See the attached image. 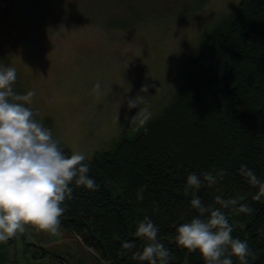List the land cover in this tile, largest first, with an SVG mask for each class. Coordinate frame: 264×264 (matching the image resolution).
<instances>
[{"label": "trees", "instance_id": "16d2710c", "mask_svg": "<svg viewBox=\"0 0 264 264\" xmlns=\"http://www.w3.org/2000/svg\"><path fill=\"white\" fill-rule=\"evenodd\" d=\"M58 147L66 157L72 155L66 146ZM86 163L87 176L98 187L91 190L73 179L59 227L78 237L101 264H149L133 258L147 243L136 235L146 217L169 250L167 264H206L198 250L176 240L179 226L208 215L200 217L192 207L193 191L204 207L225 213L231 236L250 249L247 264H264V196L254 200L259 186L240 172L246 166L264 183V0H240L183 70L168 102ZM205 173L216 183L209 185ZM190 174L200 177L199 189H189ZM141 188L143 199H138ZM217 196L238 203L224 208ZM244 204L251 214L239 212ZM125 243L134 247L125 249ZM28 246L34 260L64 264L54 252ZM225 247L221 260L242 264ZM0 264H16L1 246Z\"/></svg>", "mask_w": 264, "mask_h": 264}, {"label": "rangeland", "instance_id": "374dc122", "mask_svg": "<svg viewBox=\"0 0 264 264\" xmlns=\"http://www.w3.org/2000/svg\"><path fill=\"white\" fill-rule=\"evenodd\" d=\"M239 1L0 0V64L16 69L17 94L35 92L25 105L34 119L86 163L168 102L183 70ZM137 96L145 98L130 109L127 101ZM28 244L64 264H101L61 227L56 235L26 227L0 246L16 264H60L34 260Z\"/></svg>", "mask_w": 264, "mask_h": 264}, {"label": "clouds", "instance_id": "9594fccd", "mask_svg": "<svg viewBox=\"0 0 264 264\" xmlns=\"http://www.w3.org/2000/svg\"><path fill=\"white\" fill-rule=\"evenodd\" d=\"M17 79L14 67L0 64V243L8 241L26 227L52 235L58 234L60 217L65 209L61 207L66 198H70V183L75 178L78 185L95 190L98 185L87 176L89 166L84 163V154L74 153L66 157L52 138L51 130L34 119L35 113L26 104L31 103L34 91L19 95L12 85ZM150 85L141 87V93H147ZM96 84L94 91H99ZM145 96H137L127 101L128 107L136 108V101ZM240 172L249 184L259 186V192L253 197L259 201L264 196V183L246 166ZM225 173L217 175L221 178ZM203 179L212 185L216 177L205 173ZM189 189H199L201 179L195 174L187 178ZM189 189H186L188 191ZM143 191L138 190V199H143ZM243 199V198H241ZM216 202L227 208L237 200H223L216 197ZM191 205L200 213L190 223L177 228V243L189 251H199L206 264H232L230 258L221 260L230 247V255L247 264L246 257L250 249L246 242L231 236L232 225L220 208L204 207L193 191ZM239 212L251 214L253 209L247 204L239 207ZM158 228L147 217L138 224L136 235L147 243L142 252L134 253L133 258L148 261L149 264H167L170 253L157 239ZM125 249H132L134 244L125 243ZM108 264V262H104Z\"/></svg>", "mask_w": 264, "mask_h": 264}]
</instances>
